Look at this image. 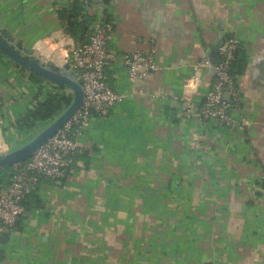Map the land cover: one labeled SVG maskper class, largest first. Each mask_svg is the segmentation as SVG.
I'll list each match as a JSON object with an SVG mask.
<instances>
[{"label": "crops", "instance_id": "crops-1", "mask_svg": "<svg viewBox=\"0 0 264 264\" xmlns=\"http://www.w3.org/2000/svg\"><path fill=\"white\" fill-rule=\"evenodd\" d=\"M72 1L0 0V28L43 61L61 63L73 40L57 11ZM102 1L88 2L94 24ZM107 7L114 57L106 78L123 98L77 135L82 153L68 175L43 179L16 227L0 229V264H262L264 0H111ZM230 34L247 67L239 103L225 95L235 121L226 126L196 116L214 69L200 71L196 89L188 83ZM152 47L161 69L131 82L124 56ZM20 67L0 52V151L45 127L18 121L40 88L57 89Z\"/></svg>", "mask_w": 264, "mask_h": 264}, {"label": "built area", "instance_id": "built-area-1", "mask_svg": "<svg viewBox=\"0 0 264 264\" xmlns=\"http://www.w3.org/2000/svg\"><path fill=\"white\" fill-rule=\"evenodd\" d=\"M111 33V25L105 21L102 14L87 32L86 43L75 47L73 42L61 63L49 60L60 66L70 63L71 69L78 74L83 86L84 102L65 126L26 163L14 167L8 183L0 182V229L11 231L16 227L19 218L27 211L24 200L30 193L37 191L43 179L60 180L68 175L76 157L82 153L77 135L87 129L94 118L108 117L122 100L123 95L114 90L106 78V70L114 57L108 49ZM240 46V39L236 34L227 35L219 47L217 63H213L207 56L195 66L196 73L188 83L191 90L197 88L203 68H213L215 71L212 87L204 95L202 105L196 113L201 121H216L226 126L235 123L231 114L232 104L225 99V95L230 93L234 102L239 103V79L235 80L230 69ZM123 60L129 79L133 83L146 80L152 73L161 69L153 47L147 52L134 51L127 54ZM65 93L72 95L67 89ZM243 124L248 125L249 122L243 121ZM6 152L9 150H1L0 154Z\"/></svg>", "mask_w": 264, "mask_h": 264}, {"label": "water", "instance_id": "water-1", "mask_svg": "<svg viewBox=\"0 0 264 264\" xmlns=\"http://www.w3.org/2000/svg\"><path fill=\"white\" fill-rule=\"evenodd\" d=\"M220 44L212 48L213 63H217ZM0 52L10 60L42 79L68 88L73 94L71 105L45 129L24 145L12 151L0 154V169L14 168L29 160L44 144L55 136L80 109L84 102V89L78 74L71 69L70 63L60 66L53 61H43L34 51L24 46L8 30L0 28ZM198 110L196 111V113Z\"/></svg>", "mask_w": 264, "mask_h": 264}, {"label": "trees", "instance_id": "trees-1", "mask_svg": "<svg viewBox=\"0 0 264 264\" xmlns=\"http://www.w3.org/2000/svg\"><path fill=\"white\" fill-rule=\"evenodd\" d=\"M88 2L89 0H73L68 7L60 8L57 11L58 20L61 22L65 34L73 40L75 47L87 42L86 34L92 28L96 20V16L88 11ZM102 2L105 6V21L108 23L110 15L107 5L111 3V0H103ZM246 67L247 57L243 53V46H240L235 54V60L231 65L230 73L234 76L235 80L238 81ZM30 78L37 84L44 82V79L33 73L30 74ZM39 92L41 97H36L37 100L33 104V107L18 121V125L22 128H33L39 123H46L45 126H48L54 119L61 115L73 101L72 95L65 93V87L59 85H57V89L53 92L42 93V88H40ZM79 156L76 157L75 161ZM14 170L15 168L0 169V182L4 184L9 182ZM36 192L37 191H33L24 200L27 210L29 207L26 201L28 197L35 196Z\"/></svg>", "mask_w": 264, "mask_h": 264}, {"label": "rangeland", "instance_id": "rangeland-1", "mask_svg": "<svg viewBox=\"0 0 264 264\" xmlns=\"http://www.w3.org/2000/svg\"><path fill=\"white\" fill-rule=\"evenodd\" d=\"M46 127H47V126H45V127L43 126L41 130H38V129H37L38 131H36L35 133H33L32 137H31L30 139H28V141L31 140L33 137H35L39 132H41V131H42L43 129H45ZM28 141H26L25 143H27ZM25 143H24V144H25ZM24 144H23V145H24Z\"/></svg>", "mask_w": 264, "mask_h": 264}, {"label": "bare ground", "instance_id": "bare-ground-1", "mask_svg": "<svg viewBox=\"0 0 264 264\" xmlns=\"http://www.w3.org/2000/svg\"><path fill=\"white\" fill-rule=\"evenodd\" d=\"M64 52V51H63ZM49 58V57H48ZM57 62V61H56Z\"/></svg>", "mask_w": 264, "mask_h": 264}]
</instances>
